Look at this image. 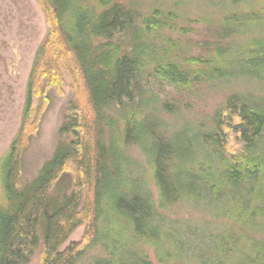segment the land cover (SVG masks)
<instances>
[{"label": "trees", "instance_id": "1", "mask_svg": "<svg viewBox=\"0 0 264 264\" xmlns=\"http://www.w3.org/2000/svg\"><path fill=\"white\" fill-rule=\"evenodd\" d=\"M40 1L47 34L28 77L21 126L0 161V264H28L37 251L38 264H77L100 244L104 256L89 264H264V239L258 237L264 233V100L232 94L213 114L210 131L186 125L185 131L164 138L157 134L158 118H140L136 108L156 103L155 92L188 83L176 62L155 58L161 48L152 42L177 14L153 9L138 17L137 10H128L135 0H89L94 8L81 0ZM240 2L245 10H234L219 28L209 30L214 50L198 60L205 69H195V80H264V37L236 47L233 56L231 45L217 40L264 29V0ZM230 5L225 4L228 10ZM93 39L104 41L94 56ZM146 56L156 64L149 73ZM61 63L74 75L86 106L69 108L52 157L31 182L21 184L20 153L25 138L38 129L47 90L60 89ZM109 106L122 109L124 122L120 137L111 131L106 145L100 122ZM171 109L164 100L161 110L170 114ZM228 129L236 135L235 152L226 149ZM131 144L147 154L157 203L127 168L122 147ZM65 176H71L72 188L58 195L63 190L56 187ZM176 202L194 209L223 208L213 212L214 218L234 227L206 225L198 236L190 225L162 213ZM81 226L80 240L62 249Z\"/></svg>", "mask_w": 264, "mask_h": 264}, {"label": "rangeland", "instance_id": "2", "mask_svg": "<svg viewBox=\"0 0 264 264\" xmlns=\"http://www.w3.org/2000/svg\"><path fill=\"white\" fill-rule=\"evenodd\" d=\"M81 1L87 6L93 8L95 6L89 0ZM238 2L239 0H135L133 6H128L129 11H132V8L137 10L138 17L142 18L149 16L153 9H159L164 13L174 11L177 14L175 21H169L164 29L152 36V42L156 49L161 48L159 51L161 54L159 53L155 58H160V55L161 58L176 62L179 70L187 73L188 83L174 91L166 89L155 92L156 103H149L147 107H144L142 103L136 108V111L141 113L140 118L150 114L158 118L157 134L170 138L175 132L185 131L187 126H190V129H202L203 132L210 131L213 114L225 105L226 99L232 94H239L250 102L264 100V80L238 76L209 84L199 79L195 80L197 77L193 74L195 69H205L204 65L197 64L198 60L209 58L213 53L214 39L209 30L219 28L227 14L247 8L245 4ZM225 4H232L228 6L229 10ZM140 20L136 18V23L139 24ZM47 29L46 15L40 0H0V161L9 152L21 126L28 77L36 51L42 45ZM263 31L264 29H261L251 34L250 31L246 33L240 30L236 34L217 40H221L220 43L224 46L230 44L232 48L230 54L233 56L236 47L245 45L254 38L264 37ZM103 43L101 39L91 40L93 56L99 53L100 50L97 48ZM144 58L145 72L149 73L156 64L147 60L149 56ZM59 73L60 89L57 92L55 88L47 90V101L42 105L38 129L36 133L25 138L26 145L20 153L19 182L21 184L31 182L42 165L52 157L58 142L63 138L59 137L58 132L69 114V108L73 109L76 103L80 105V108L86 106V97L66 64H60ZM141 80H143L142 75L139 78V81ZM43 85L41 81L40 87L43 88ZM145 97L146 100L149 98V101L153 98L148 93ZM164 100L172 104L170 114L161 110ZM38 102L40 104L41 99H38ZM102 112L104 115L100 122L103 133L101 140L108 145L111 131H116L120 137L124 113L122 109L111 106L104 108ZM230 131V129L226 131V149L228 152H235L238 142L236 135ZM122 150L124 158L127 159V168L130 169L131 177L139 184L145 185L157 203L158 194L151 181L147 154L135 144L124 146ZM61 187L63 191L58 190ZM71 188V176H65L57 185L56 191H59L58 195L63 192L68 194ZM237 192V190L234 191L237 195L241 193ZM214 211L221 213L223 208L218 210L197 207L194 209L192 204L176 202L163 209L162 213L179 225L183 223L190 225L197 230L193 233L199 236L200 233L205 232L206 225L212 228V224L222 226L227 223L225 220L214 218ZM227 225L234 227L231 222ZM82 234L81 226L70 235L62 249L71 242L79 241ZM258 237L264 239V233ZM40 253L37 251L28 264H38ZM103 256V247L100 244L86 252L77 264H89L94 258ZM149 257L153 261L151 253Z\"/></svg>", "mask_w": 264, "mask_h": 264}]
</instances>
